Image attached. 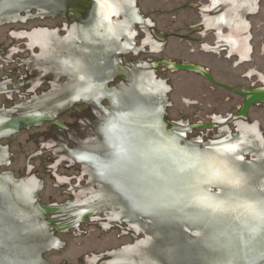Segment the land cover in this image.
<instances>
[{
  "label": "snow or ice",
  "instance_id": "snow-or-ice-1",
  "mask_svg": "<svg viewBox=\"0 0 264 264\" xmlns=\"http://www.w3.org/2000/svg\"><path fill=\"white\" fill-rule=\"evenodd\" d=\"M209 207H211V206H209Z\"/></svg>",
  "mask_w": 264,
  "mask_h": 264
}]
</instances>
